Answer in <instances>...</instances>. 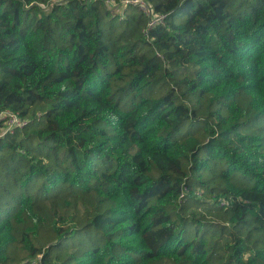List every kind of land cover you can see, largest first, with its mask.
I'll use <instances>...</instances> for the list:
<instances>
[{
  "label": "trees",
  "instance_id": "16d2710c",
  "mask_svg": "<svg viewBox=\"0 0 264 264\" xmlns=\"http://www.w3.org/2000/svg\"><path fill=\"white\" fill-rule=\"evenodd\" d=\"M50 1L0 0V264H264V0Z\"/></svg>",
  "mask_w": 264,
  "mask_h": 264
},
{
  "label": "built area",
  "instance_id": "2783aa9c",
  "mask_svg": "<svg viewBox=\"0 0 264 264\" xmlns=\"http://www.w3.org/2000/svg\"><path fill=\"white\" fill-rule=\"evenodd\" d=\"M62 0H51L48 5H52L56 2H61ZM104 4L114 12V14L120 15L123 12V9L130 5H136L140 12L145 18V27L142 31L144 35H147V32L155 27L156 25L163 23L164 15L157 13L153 6L147 0H104ZM44 6V7H47ZM0 121L2 123V134L4 135L7 131H12L15 127H20L24 124V120L16 113L4 110L0 112Z\"/></svg>",
  "mask_w": 264,
  "mask_h": 264
}]
</instances>
